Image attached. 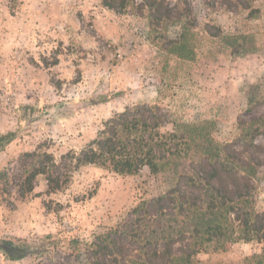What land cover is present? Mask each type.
<instances>
[{
  "label": "rangeland",
  "instance_id": "374dc122",
  "mask_svg": "<svg viewBox=\"0 0 264 264\" xmlns=\"http://www.w3.org/2000/svg\"><path fill=\"white\" fill-rule=\"evenodd\" d=\"M176 1L168 0L171 5ZM189 1L201 24L213 19L228 35H252L257 50L232 56L220 43L206 40L195 62L181 63L149 42L146 19L118 15L101 0H0V135L17 132L0 153V170L43 142L57 157L78 151L114 113L141 102H159L176 120L188 123L217 119L224 143L238 134L239 115L262 114L264 108L255 114L245 109L249 87L264 90V0H257L262 16L253 21L216 3ZM178 33L176 27L169 34ZM172 183L170 172L145 170L122 177L85 166L65 190L49 196L41 178L38 197L22 200L14 194L12 203H0V237L60 233L84 245L121 223L140 200L163 194ZM257 201L264 212L261 185ZM260 249L257 243H239L225 256L201 254L196 264H243ZM74 259L67 261L87 264L84 258ZM49 261L35 255L10 261L0 253V264Z\"/></svg>",
  "mask_w": 264,
  "mask_h": 264
},
{
  "label": "trees",
  "instance_id": "16d2710c",
  "mask_svg": "<svg viewBox=\"0 0 264 264\" xmlns=\"http://www.w3.org/2000/svg\"><path fill=\"white\" fill-rule=\"evenodd\" d=\"M226 11L259 20L257 0H206ZM118 15L148 22V40L181 63H193L206 40L220 43L232 56L257 50L251 35H228L211 19L201 24L189 0H101ZM179 28L176 37L170 30ZM163 95L162 88L158 89ZM245 113L264 108V90L251 85ZM221 121L188 123L176 120L161 103L141 102L114 113L80 150L57 157L46 142L24 151L0 170V203L38 197L39 180L51 196L65 190L85 166L122 177L170 172L172 186L163 194L142 199L116 227L82 245L75 237L57 235L35 239L0 237V253L10 261L32 255L48 264H196L201 254L228 255L239 243H257L260 251L243 264H264V212L257 209L259 186L264 189V112L237 118L238 134L229 142L218 135ZM17 139V132L0 135V153ZM263 170V171H262ZM263 172L260 176V173ZM56 255L59 260L49 257Z\"/></svg>",
  "mask_w": 264,
  "mask_h": 264
}]
</instances>
